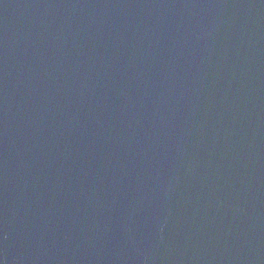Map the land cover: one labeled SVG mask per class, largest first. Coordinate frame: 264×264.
<instances>
[{
	"label": "water",
	"instance_id": "obj_1",
	"mask_svg": "<svg viewBox=\"0 0 264 264\" xmlns=\"http://www.w3.org/2000/svg\"><path fill=\"white\" fill-rule=\"evenodd\" d=\"M0 264H264V0H0Z\"/></svg>",
	"mask_w": 264,
	"mask_h": 264
}]
</instances>
